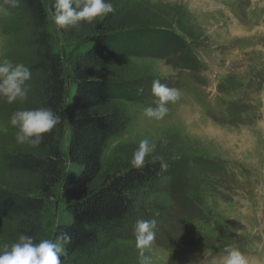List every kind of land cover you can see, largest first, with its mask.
<instances>
[{"label": "rangeland", "instance_id": "1", "mask_svg": "<svg viewBox=\"0 0 264 264\" xmlns=\"http://www.w3.org/2000/svg\"><path fill=\"white\" fill-rule=\"evenodd\" d=\"M130 1L133 14L166 17L181 41L159 52L122 55L110 64L127 77L137 98L119 100L129 122L109 140L103 166L122 162V152L141 139L155 145L149 156L177 166L174 177L150 189L155 213L138 209L130 227L139 219L156 221L155 240L145 253L150 264H210L225 248L239 249L250 264H264V0ZM14 6L0 0V62L13 65ZM50 29L64 62L69 108L76 90L71 61L87 44L65 39L51 20ZM155 80L180 92L163 120L145 115L147 107L157 106ZM12 131L0 109V165L3 150L13 149L5 144ZM69 138L67 124L64 177L77 170L67 157ZM61 188L59 183L45 220L49 240L66 212ZM129 233L80 264H100L106 256L140 264L134 230Z\"/></svg>", "mask_w": 264, "mask_h": 264}, {"label": "trees", "instance_id": "2", "mask_svg": "<svg viewBox=\"0 0 264 264\" xmlns=\"http://www.w3.org/2000/svg\"><path fill=\"white\" fill-rule=\"evenodd\" d=\"M11 1L16 9L14 62L29 68L31 78L26 82L27 99L8 103L2 98L0 109L10 120L16 111L48 108L60 121L43 134L38 146L18 143L19 129L14 126L5 142L13 149L3 150L0 165V250L21 235L31 236L37 243L48 239L45 220L50 200L62 183L66 212L52 241L61 238V264H80L128 237L135 226L130 227V221L138 209L155 213L150 208L155 207L150 189L177 172L172 161L151 156L145 157L143 168H133L130 161L137 145L129 146L122 152L125 159L109 167L103 166L102 157L111 137L123 132L129 122L127 108L119 100L136 97L127 77L110 64L122 55L159 52L172 41L179 42L180 33L157 12L133 14L130 0H111L114 10L91 24L80 22L67 29L57 26L65 39L87 44L71 61L76 90L68 108L64 62L50 29L55 0ZM67 124V157L77 170L64 177L62 140ZM162 163L167 164L166 169L161 168ZM116 258L106 256V262L100 264H136Z\"/></svg>", "mask_w": 264, "mask_h": 264}, {"label": "clouds", "instance_id": "3", "mask_svg": "<svg viewBox=\"0 0 264 264\" xmlns=\"http://www.w3.org/2000/svg\"><path fill=\"white\" fill-rule=\"evenodd\" d=\"M111 0H55L54 11L50 13V20L60 28L77 26L80 22L93 23L96 18L112 12ZM31 78V71L24 64H15L8 60L0 62V98H6L8 103L17 100L24 101L28 95L27 81ZM152 94L157 97L156 107L145 109V115L151 119L163 120L168 114L169 103H176L180 99V92L153 81ZM60 117L51 109L39 108L20 110L12 114L10 123L17 127V142L29 143L38 146L43 140V134L59 123ZM166 143V142H165ZM155 148L148 139H141L131 158V166L136 169L145 166V157ZM162 169L167 164H161ZM155 220L139 219L134 226L135 248L138 250L140 264H150V257L145 253L151 249L155 240ZM42 239L38 243L34 238L21 235L19 240L0 250V264H61L60 256L64 249L59 242ZM63 239H70L63 237ZM210 264H250L248 257L239 249L225 248L224 254L217 258L212 257Z\"/></svg>", "mask_w": 264, "mask_h": 264}, {"label": "bare ground", "instance_id": "4", "mask_svg": "<svg viewBox=\"0 0 264 264\" xmlns=\"http://www.w3.org/2000/svg\"><path fill=\"white\" fill-rule=\"evenodd\" d=\"M237 26H238V25H237ZM237 26H236V27H237ZM236 27H235V28H236ZM236 31H237V32L239 31V28H238V27H237V30H236Z\"/></svg>", "mask_w": 264, "mask_h": 264}]
</instances>
